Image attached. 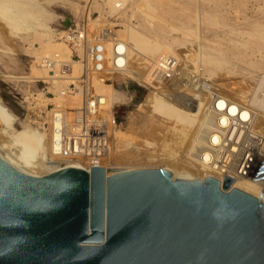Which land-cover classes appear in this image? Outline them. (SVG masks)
I'll use <instances>...</instances> for the list:
<instances>
[{"label": "rangeland", "instance_id": "rangeland-1", "mask_svg": "<svg viewBox=\"0 0 264 264\" xmlns=\"http://www.w3.org/2000/svg\"><path fill=\"white\" fill-rule=\"evenodd\" d=\"M34 2L38 6V12L31 27H19L6 30L3 33L1 29L3 23L0 20L2 23H0V104L5 106L13 116L12 120L6 122L0 110V142L4 144L0 146L4 149L11 147L12 150H15V154L10 155L16 157L22 151L20 144L18 145V142L13 140L12 136L15 130L29 128L38 131V133L47 132L43 114L58 99L55 92L62 86L55 85L57 86L55 87L50 84L48 77L51 76L52 71L47 69L43 62L47 57H54L58 51L54 50L53 55L41 54L40 57L38 53L40 45L45 42L62 45L63 48L67 47L68 49L69 45L61 37L62 31L67 28L78 27L89 36L105 30L102 32L106 37L103 36L104 39L108 38V41H110L109 37L117 36L124 37L127 42H130L129 38L124 36L123 30L125 26H131L141 38L157 41L160 45L165 44L169 48V51L165 49L159 52L160 55H157V57L164 56L170 61L166 65V74L163 73L161 76L162 83L160 80L159 83L152 86L147 82L144 83L142 79L140 81L138 77H135V74L141 72V75H144L149 69L137 65L132 68L135 72L134 75L126 73V76L132 78H116L113 81L104 82V84H111L120 96V98H116L115 101L119 100V103L114 107L118 126L115 130L116 144L113 164L139 168L166 165V162L161 159L154 158L152 161L142 159V155L150 151L154 154L168 152L171 160L167 158L166 167L169 169H173L178 162H184L181 149L178 148L177 143L175 145L170 141V135H172L171 133L173 136L176 134L175 137L178 138L179 128L180 131L189 129L191 115L196 114L198 108L195 109L193 106L187 109L186 104H182L186 108H179V102L174 103L173 101V97L176 95L193 97L198 92L206 90L205 96L208 95V92L224 95L240 105L254 111L259 110V108L257 110L255 106L253 107L255 105L253 100L261 99L264 96V0H190V2L189 0L186 2L171 0L167 5L168 8L164 10L167 12L162 19L163 30L159 35L154 33L155 20L142 12L147 0H34ZM212 10L218 13L215 21L208 19L209 12ZM95 19L97 20L94 22ZM257 28L259 30L253 33V29ZM107 31L109 34L106 33ZM34 35L38 38L36 39ZM4 37L7 40H4ZM172 38H177V41L171 42ZM71 51L68 49L69 53ZM154 51H148V53L154 55ZM175 56L177 57L176 61L173 59ZM144 57L143 59H146L147 56ZM209 57L218 62V66L213 70L210 69V64L206 61V58ZM145 63H147L146 60ZM156 64L157 62H155ZM39 66L47 72L44 76L35 74L34 69ZM197 78L200 79L199 82L196 81ZM157 85H159L158 88ZM203 85H206L205 89H203ZM194 110L196 111L193 112ZM259 112L264 119V112L261 110ZM136 115L143 116V118L144 116H153L158 120L155 119L149 129L138 127L136 121L139 117L135 119ZM166 118L169 121L171 132H168L170 133L168 137L166 135L163 138L161 133L163 134L165 130L162 129V125L158 124V121L163 119L165 121ZM205 119L210 124L213 120L212 117L208 118L207 116ZM130 120L135 121V124ZM147 131L152 135L146 137ZM203 131L205 133H202L206 135L210 130L206 128ZM257 131L256 128H249L248 131L243 130L240 135V146H243L241 148L245 149L246 154L251 153V159H255L257 156L255 149H259L260 156L264 151V132ZM156 134L163 139L161 137L158 139V136L157 140ZM205 135L202 139L204 144H206ZM141 136L145 137L141 138ZM142 139L152 143L145 145ZM166 141L168 143L165 144ZM15 142L20 148H17ZM246 149L249 150L246 151ZM35 157L32 156L34 159ZM33 162H38V160ZM33 162L32 165H34ZM35 165L38 166V163Z\"/></svg>", "mask_w": 264, "mask_h": 264}, {"label": "water", "instance_id": "water-1", "mask_svg": "<svg viewBox=\"0 0 264 264\" xmlns=\"http://www.w3.org/2000/svg\"><path fill=\"white\" fill-rule=\"evenodd\" d=\"M231 182L0 157V264H264V202Z\"/></svg>", "mask_w": 264, "mask_h": 264}, {"label": "bare ground", "instance_id": "bare-ground-1", "mask_svg": "<svg viewBox=\"0 0 264 264\" xmlns=\"http://www.w3.org/2000/svg\"><path fill=\"white\" fill-rule=\"evenodd\" d=\"M169 1H171V0H147L145 5L143 6L142 12L147 17H152L156 22V25L154 28V33L156 35H159L160 32L163 30L162 19L166 15L167 11H164V10L166 8H168L167 5L169 4ZM183 1L186 2L188 0H183ZM189 2H190V0H189ZM159 6H162V7H159ZM37 7L38 6H36V3L34 2V0H0V20L3 23V25H1L2 26L1 29H2L3 33L6 30H12V29L19 28V27H24V28L31 27L33 25L34 17L36 15V13L38 12ZM217 15H218L217 11L212 10L211 12H209L208 19H210L211 21H215V20H217ZM96 20L97 19H95L93 21L95 22ZM99 25H100V22H99ZM182 27L185 28L186 26H182ZM259 28L253 29V33H255L257 30H259ZM102 31H105V30H102ZM123 32L125 34L124 36H127L129 38L130 42H127L124 39V37L118 39V40L123 39L125 42L123 41L124 42L123 47L121 46V47H118L117 49L118 50L120 49L124 52L123 57H121L119 59V61L120 62L123 61L124 64L125 63L127 64V66L124 67L125 73H130V75L135 73L132 68H133V66L135 67L136 65L139 67H144V68L147 67V70L148 69L151 70L152 66L155 65V62H158L159 57H157V55L161 54L159 52H161L162 50H165V49L169 51L168 46L165 44L160 45V43H158L157 41L153 42L151 40L141 38L137 34V31L134 30L131 26H125ZM3 33H2V35H3ZM106 33H108V31ZM84 34H85L83 36V38H85V39H83L84 42H89L90 40L91 41L95 40L96 42L101 44V46H102L101 55H102L104 67H106V69H108L110 62L113 58L111 42L108 41V38L104 39L102 37V39L101 38L99 39V38H96V35L95 36L94 35L89 36V34H87V35H86V33H84ZM115 34H117V33H115ZM103 35H104V33H103ZM34 37H36V35H34ZM4 38H5L4 40H7L6 37H4ZM37 38L38 37H36V39ZM173 41L174 42L177 41V38H172L171 42H173ZM54 50L58 51L57 55L62 56V58H65V59L68 58V56L70 54L68 52L67 47L63 48L62 45L60 46V45L51 44L50 42H45V43L40 45V50H39L38 56L40 57L41 54H43V55L44 54H52L53 55V53L55 52ZM154 50H156V51H154ZM148 51H154V55H150L151 53H148ZM146 53H148L149 55ZM140 56H141V58H140ZM144 56L145 57L147 56L146 59H143ZM186 57H188V56H186ZM62 58H60V59H62ZM173 59H174V61H176L177 57L175 56V58H173ZM206 59H207L206 61L210 64V67H211L210 69L213 70L214 68H216V66H218L217 65L218 62L211 59L210 57L206 58ZM145 60L147 61V63L144 64ZM77 68H78L77 63L74 62L72 64L71 74L75 75L77 73V70H78ZM160 68L161 69H159V70H162V71L161 72L159 71L158 74L154 77L151 76L149 70L144 75L143 74L141 75V72H140V74H137L138 73L137 72L135 74V77H138L140 79V81L142 79V81L144 83L147 82V83H149V85L153 86V84L159 83L163 73L166 74V72H167L166 66H164V67L162 66ZM34 71H35V74L40 75V76H44L45 73H47L43 69V67L41 68V66H39V68H35ZM93 73H95V71H93ZM199 78L196 79L197 82H199V80L201 79V78L200 79ZM92 80H93L92 81L93 86L96 88V90L103 92L106 95V103H105L106 106L113 103L116 100V98L117 99L120 98L119 94L116 92V90L113 89L111 84L105 85V84L99 83L97 81V79L95 78V75L92 76ZM162 81L163 80H161V83H162ZM201 84H202V82H201ZM158 86L159 85H157V88H158ZM203 86H204V88L203 87L202 88L205 89L206 85H203ZM55 87H57V86H55ZM197 91H199V90H197ZM205 91L206 90H202V91L198 92V94L193 96V97H181L179 95L178 96L176 95L175 97H173L174 99L172 98L174 103L179 102V106H178L179 108H186L187 107V109H189V108H192L193 106L195 107V109L198 108V112H196V114H194V115H191L192 118H191V122L189 124V129H187V130L183 129L180 131V128H179L178 138L175 137L176 134H174L175 136H173V133H171L172 135H170L171 136L170 141H172L173 144H175V145L177 143L178 148L181 149V151L183 153L182 156H183L185 163L184 162L180 163L177 161L178 162L177 165L175 164V166H174L175 170H173L174 168L173 169L167 168L166 167L167 163H168L167 158H169L168 152L156 153V154L152 153V151L146 152L147 154L142 155V159L151 160V161L154 160V158L156 160L157 159L158 160H160V159L164 160L166 162L165 166L164 165H162V166L157 165L156 167H163V168L166 167V169H168L172 173L173 177H176V175H179V176L187 177L190 179H195V177H202V178H197V179H203L206 176H211V177L218 179L219 181H222L224 177H230L232 179L231 185L233 187L239 188L245 192H249L250 194H252L256 197L261 198V200L264 202V171L261 173H257L258 166H260L261 164H264V154H263L264 151L262 152V156H260L259 155V149H255V151L257 152V156L255 159L254 158L251 159V156H250L251 153L248 151L249 153L246 154L245 149L241 148L242 145L240 146V144H241L240 135H241V132H243V130L248 131L249 128H253V129L256 128V129H258V131H260V133L264 132V119H263V115L259 112V110L264 112V96L261 99H257V100L254 99L253 100V103L255 104V105H253V107L255 106L256 109L259 108V110L257 109L258 111H254V110L250 109L249 107L240 105L239 103H237L236 101H234L232 99L226 98L224 95H217L215 93L208 92L207 93L208 95L205 96L204 95ZM173 94H175V93H173ZM169 100L170 99H168V101ZM76 101H77V99H71L69 101V103L73 104V103H76ZM182 104H186V107L182 106ZM0 108H1L0 109L1 114L6 119V122H7V120L13 119L12 114H10V112L6 109L5 106L0 104ZM187 109H185V110H187ZM195 111L196 110H194L193 112H195ZM185 113H187V112H185ZM40 116H42V115H40ZM206 116L208 118H210V117L213 118V120L210 119V120H212L211 124L207 123L209 121H206V119H205ZM138 117L139 116L136 115V118L135 117L134 118L137 119ZM40 118H42V117H40ZM44 118L47 120L46 115ZM135 119H133V120H135ZM155 119L158 120V118H153V116H151V117L144 116V118H143V116H140L138 118V120L136 121L137 126L149 129V126H151L153 124V121ZM130 121L132 123L134 122V124H135V121H132V120H130ZM37 123H38V121H37ZM168 123H169V121L167 118L165 119V121H164V119L158 121V124L162 125V127H163L162 129L165 130L164 132L162 131L163 134L161 133L162 137L163 136L166 137V135L168 137V134H170L168 132H171L170 126ZM134 124H133V126H134ZM208 124H210V125H208ZM129 126H131V124H129ZM205 127L211 131V132L209 131V134L207 132V134H206L207 137L205 134L202 133V132H204L203 130L206 129ZM156 129L157 128H155V130ZM173 129L176 131L175 128H173ZM151 130H152V127H151ZM134 131H132V132H134ZM154 131H152V132L155 133ZM175 131H174V133H175ZM147 133H148V131H147ZM164 133H166V134L164 135ZM202 134L205 135L206 139H204V141L206 140V142H205L206 144H204V142L202 141V139H203ZM149 135H152V134L148 133V135H146V137ZM159 135H160V133H159ZM156 136H157V134H156ZM158 136L156 137V139L158 138ZM161 136H159L158 139H160ZM12 137H14L13 140L18 142V145L20 144L19 146H21V148H22V151H20L21 154L19 153V155H21V156L17 155L18 153H16V155L18 157L17 156L15 157L14 155H10L12 153L5 151V150H7V147H6V149H4V148H1L2 146H0V157L4 161L9 163L10 165L15 167L16 169H18L19 171L26 173V174H29V175H33V176H42V175L48 174L52 171H55L57 169L64 168V166L61 167L62 164H60L56 161L54 162V159L52 157L48 156V151H49L48 131L47 132L42 131V132L38 133V131L30 130L29 128H23L21 130H15ZM129 137H131V135H129ZM142 137H145V136H141V138ZM162 137H161V139L164 138V137L163 138ZM152 139H154V138H152ZM142 140H143L145 145L152 143L151 141H148L145 139H142ZM166 143H168V141H166L165 144ZM115 144H116V142L114 139L112 156L115 154V151H114ZM141 144H143V143H141ZM0 145H4L3 142L2 143L0 142ZM5 145H7V144L5 143ZM8 145H11V144H8ZM16 145H17V143H16ZM18 145H17V148L19 147ZM250 146H252V145H250ZM261 147H262V145H261ZM2 149H4V150H2ZM10 149H11V147H10ZM198 149L199 150L201 149V150L199 151ZM247 150H249V149H246V151ZM197 151H199V152H197ZM14 154H15V152H14ZM32 156H34V157L36 156L35 159L32 158ZM32 160L33 161L38 160V162L34 163ZM168 160H171V159L169 158ZM257 161H259V162H257ZM32 162L34 163V165H32ZM37 163H38V166L35 165ZM182 163H184V164H182ZM124 166L125 165H123L122 168H114V167H108V166L106 167L102 164L101 167L105 168L106 174L117 173V172L124 171V170H134V169L146 168V167L139 168V167H133V166H129V167H127V166L124 167ZM72 167L83 168L80 164H77V163L74 164V166H72ZM148 168H155V167L150 166ZM262 170H264V167L262 168ZM200 174L202 176H196V175H200Z\"/></svg>", "mask_w": 264, "mask_h": 264}, {"label": "built area", "instance_id": "built-area-1", "mask_svg": "<svg viewBox=\"0 0 264 264\" xmlns=\"http://www.w3.org/2000/svg\"><path fill=\"white\" fill-rule=\"evenodd\" d=\"M84 35L83 30L78 27L63 30L61 37L69 45L68 49L72 50L70 55L66 59H60L55 53L54 57L43 60L44 66L52 71L48 77L50 84L62 86L55 92L58 99L49 110L44 111L49 137L48 156L54 162L62 164L61 167H70L77 163L85 170L102 164L106 167L122 168L124 164L112 162L115 130L118 126L114 107L119 100L106 106V95L93 86L92 76L95 75L101 84L116 78H132L126 76L124 67L127 64L119 61L124 52L117 48L123 47L125 41L108 35L113 58L106 69L101 55V44L95 40L83 42ZM104 36L102 31L96 34L99 39ZM74 62L78 66L75 75L71 74ZM168 63L170 61L167 58L159 57L157 64L150 70L151 76H156L162 71L159 70L160 67ZM71 99H77L76 103H69ZM7 151L14 153L15 150L7 148Z\"/></svg>", "mask_w": 264, "mask_h": 264}]
</instances>
